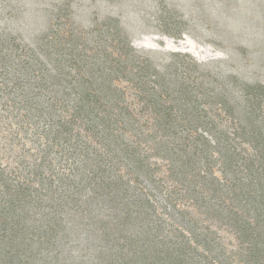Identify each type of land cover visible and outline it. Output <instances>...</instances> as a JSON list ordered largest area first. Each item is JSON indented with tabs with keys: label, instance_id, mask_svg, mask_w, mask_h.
Here are the masks:
<instances>
[{
	"label": "rangeland",
	"instance_id": "obj_1",
	"mask_svg": "<svg viewBox=\"0 0 264 264\" xmlns=\"http://www.w3.org/2000/svg\"><path fill=\"white\" fill-rule=\"evenodd\" d=\"M0 264H264V0H0Z\"/></svg>",
	"mask_w": 264,
	"mask_h": 264
}]
</instances>
